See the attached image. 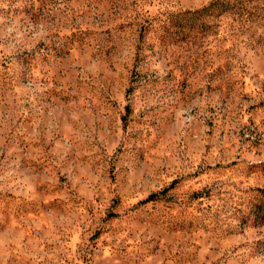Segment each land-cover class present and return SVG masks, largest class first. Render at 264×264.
I'll list each match as a JSON object with an SVG mask.
<instances>
[{
    "label": "rangeland",
    "instance_id": "1",
    "mask_svg": "<svg viewBox=\"0 0 264 264\" xmlns=\"http://www.w3.org/2000/svg\"><path fill=\"white\" fill-rule=\"evenodd\" d=\"M0 264H264V0H0Z\"/></svg>",
    "mask_w": 264,
    "mask_h": 264
}]
</instances>
